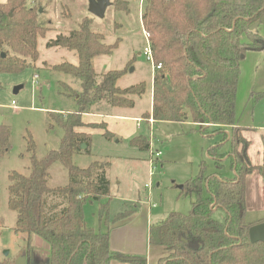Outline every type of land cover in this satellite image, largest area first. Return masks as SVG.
Returning a JSON list of instances; mask_svg holds the SVG:
<instances>
[{"label": "trees", "instance_id": "obj_1", "mask_svg": "<svg viewBox=\"0 0 264 264\" xmlns=\"http://www.w3.org/2000/svg\"><path fill=\"white\" fill-rule=\"evenodd\" d=\"M39 3L7 0L0 4V72L18 73L37 62L38 38L49 31L39 21ZM263 15L264 0H145L143 31L148 35L153 65L160 69L151 74V109L143 118L150 115L155 122L176 123L189 120L203 135L209 128L222 134L223 128H228L223 141L230 145L228 158L234 173L231 179L220 174L223 142L208 149L215 171L205 174L202 162L197 177L186 181L183 189L193 199L191 210L185 215L170 213L150 227L149 245L163 253L158 264H264V243L252 244L248 238L249 228L256 224L245 222V179L255 170L263 174L264 165L251 163L249 142L235 112L241 62L250 52L264 51V40L250 31ZM116 44L105 45L88 17L69 34L56 36L54 45L77 57L76 65L61 63L51 68L71 76L78 85V91L69 95L76 109L59 113V117L51 115L64 130L58 150L37 159L29 137L27 149L32 154L28 174L12 171L8 175L7 205L16 213L13 230L26 235L28 245L35 236L48 246L49 256L43 264H110L115 259H130L112 252L108 233L94 230L84 220L87 202L107 201L98 215L99 221L107 218L109 164L93 162L86 168L72 164L81 145L86 146L82 152L89 153L91 136L78 130L85 126L83 114L132 109L135 97L145 92L143 82L117 86L124 70L96 74L92 60L111 54ZM94 126L104 130L105 139L113 138L106 123ZM262 142L264 149V137ZM129 143L140 151L149 150L142 135ZM8 149L9 129L0 124V159ZM55 162L67 172V183L62 187L48 186L49 168ZM203 190L206 198H202ZM217 211L223 212V221L214 218ZM129 262L145 264L144 259Z\"/></svg>", "mask_w": 264, "mask_h": 264}, {"label": "rangeland", "instance_id": "obj_2", "mask_svg": "<svg viewBox=\"0 0 264 264\" xmlns=\"http://www.w3.org/2000/svg\"><path fill=\"white\" fill-rule=\"evenodd\" d=\"M39 4V21L49 31L44 37L38 38L37 62L18 73L0 72V115L4 118L3 125L9 129V149L0 159V264H33V259L34 264H43L41 262L49 256V252L38 245L40 240L35 236L31 237L28 245L26 235L14 232L16 213L8 208L7 187L8 175L12 171L28 174L32 154L27 149L29 137L35 145L33 152L37 159H42L51 150H58L64 130L52 120L51 115L59 117V112L72 113L76 109L74 99L69 95L78 91V85L71 76L51 68L61 63L76 65L77 57L74 53L53 45L56 36L69 34L78 28L83 18L88 17L92 30L102 34L105 45L110 47L117 43L111 54L92 60L96 74L102 76L109 71L124 70L117 86L126 88L142 82L146 86L145 92L140 97H135L132 109L116 112L130 118H140L143 113L150 112L153 64L143 55L148 46L141 20L145 0H111V6L102 19L88 13V0H40ZM253 32L264 40V23H260ZM35 75L38 76L37 79H34ZM15 87H21L16 94L13 93ZM12 102L14 109L9 107ZM235 112L237 122L245 127L251 139H255L256 134L264 137V51L250 52L241 62ZM127 125L131 127L133 123L129 122ZM141 125L137 135L150 141L151 151L161 152L152 177H149L144 164L150 157V150L140 151L130 145L121 133L116 134L122 138L113 136L105 139L100 129H90L89 153L82 152L85 148L73 155L72 164L80 168H86L93 162L109 164L107 175L111 197L106 217L112 219L132 210L141 212V207L148 205L151 207V223L157 224L164 221L170 213L185 215L191 210L193 199L183 193L186 181L197 177L202 162L205 174L215 171V163L207 157V150L224 142V135L213 129L207 130V134L203 135L189 120L183 123L155 122L151 129L146 122ZM257 143L258 141H253L252 150ZM229 151V143H223L220 154L227 157ZM263 152L262 164L256 166L264 165ZM254 156L259 160V150L254 153L252 160ZM223 164L221 176L231 179L234 173L230 164L228 161ZM262 171L264 172V168ZM250 175V180H247L245 222L258 224L264 220V210H261L264 200L259 196L257 182L260 181L261 187L263 186L264 173L255 170ZM49 176V187H62L67 183V172L59 162L50 166ZM149 182L152 184L151 190L144 187ZM202 198H206L205 190ZM106 202L85 203L83 214L87 226L97 229L99 209ZM153 204L155 207H152ZM214 218L223 221V212H215Z\"/></svg>", "mask_w": 264, "mask_h": 264}, {"label": "crops", "instance_id": "obj_3", "mask_svg": "<svg viewBox=\"0 0 264 264\" xmlns=\"http://www.w3.org/2000/svg\"><path fill=\"white\" fill-rule=\"evenodd\" d=\"M6 2H7V0H0V4H5ZM151 94L152 93H151V88H150V109H151ZM12 103L9 107L14 109L12 107ZM14 107H15V105H14ZM116 110H126V109H112V110L105 112V115H102V114H83L82 115V122L85 124V126L78 129V130L83 131L85 133H89L91 136V133L89 132L90 129H100L94 125H98V124L103 122V123H106V130L108 132H110L113 136H115V138L116 137L122 138V136H119L118 134H116V133H121L129 141L131 138L137 136V131L142 128L141 124L145 123V119H143V116H141L140 118L139 117L138 118H133V117L130 118V117H127L123 113H117ZM59 113H61V112H59ZM89 118H92V119H89ZM137 119L142 120L140 122V127L137 125ZM0 120H1L0 124H4V118L2 117V115H0ZM129 122H132L133 126L128 127L127 123H129ZM210 129H212V128H209L208 130H210ZM100 130L102 132L101 133V135H102L104 133V130H102V129H100ZM222 132H223V135L224 134L228 135L229 129L223 128ZM205 134H207V133H205ZM242 135L249 142V148L247 151V155H248L249 159H251L250 160L251 163L253 165L254 164L255 165H261L262 161H263L262 160V151H263L262 134L261 135L256 134L255 139L252 138L253 139L252 140L250 138V136L246 133L245 127H243ZM252 136H253V134H252ZM253 141H258V143L255 146V149L252 150ZM223 143H225V142H223ZM209 148H211V147H209ZM258 150H259V153L261 154L259 160H256L255 156L252 160L254 153ZM207 157H209L208 156V150H207ZM209 158H211V157H209ZM147 160H145L144 164H146V166H147L146 168H147V172L149 175V166H148ZM221 161H222L223 167H224V164H223L224 161H228V163L231 164V161L228 158V156L224 157ZM161 166H162V164H161ZM230 169H231V166H230ZM220 174H221V172H220ZM250 176L251 175L247 176V178H246L245 201H246V195L248 192L247 180H250ZM259 180L257 179V181H259ZM157 186H158V184H157ZM257 187H258V189L260 188L259 189V196H261L264 200V184L261 187V183L259 181V182H257ZM260 192H261V194H260ZM100 203H98V204H100ZM146 206L141 207V209H140L141 212H137L135 210H132V211L127 212L126 214H123V213L118 214L117 216H115L112 219H109L107 217L104 222H103V219L101 221H99V219H98V226H97L96 231L108 233L109 249L112 252L120 253V254L124 255L125 257L130 258L127 260H125V259L112 260L110 262V264H131L129 262L131 259H144L145 264H158L159 259L162 257L163 253H162L161 248L149 245V242H148L149 230H150L151 226L156 225V224L151 223L153 221L150 217V214H149L151 207L148 205H146ZM261 210H264V204H263V206H261ZM223 218H224V215H223ZM84 220H85V218H84ZM218 221H221V220L218 219ZM159 223H157V224H159ZM91 228H93V227H91ZM37 240H40V239L37 238ZM40 242H42V243H40ZM40 242L38 245H40L44 251L49 252L48 246L42 240H40ZM45 260L42 261L41 263H45Z\"/></svg>", "mask_w": 264, "mask_h": 264}, {"label": "water", "instance_id": "obj_4", "mask_svg": "<svg viewBox=\"0 0 264 264\" xmlns=\"http://www.w3.org/2000/svg\"><path fill=\"white\" fill-rule=\"evenodd\" d=\"M110 6L111 0H88L87 10L91 16L102 19L106 13L107 8ZM39 13H41V10H39ZM260 23H264V15L258 22L250 27V31H253ZM19 89H21V87H15L13 93L16 94ZM85 148L86 146L84 144L80 146L81 150ZM248 238L250 243L252 244L264 243V222L251 226L248 230Z\"/></svg>", "mask_w": 264, "mask_h": 264}, {"label": "built area", "instance_id": "obj_5", "mask_svg": "<svg viewBox=\"0 0 264 264\" xmlns=\"http://www.w3.org/2000/svg\"><path fill=\"white\" fill-rule=\"evenodd\" d=\"M143 34H144V38L147 40V44L148 46L144 49V52H143V55L148 59V60H151L152 64H153V59H152V53H151V50H150V46H149V43H148V35L147 33H145L143 31ZM147 35V36H146ZM155 69H160V66H154L153 65V70ZM37 75L34 76V79H37ZM12 107H14V102L12 103ZM142 120L141 119H137V125L140 127V122ZM145 122L147 123L149 129H151V127L153 126V124L155 123V121L153 120V118L151 116H149L147 119H145ZM149 150H150V157L148 158L147 162H148V166H149V177H152L153 175V172L154 170H156L158 164V159L160 158L161 156V152H153L151 151V143L149 141ZM145 189H149L151 190L152 188V184L151 182H149L148 184H145L144 185ZM149 196H148V200H149ZM152 207H154V204L152 205Z\"/></svg>", "mask_w": 264, "mask_h": 264}]
</instances>
